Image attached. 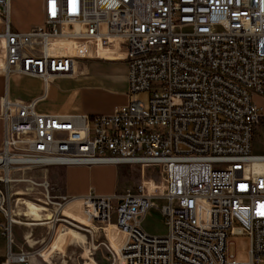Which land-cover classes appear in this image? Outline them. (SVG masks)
Instances as JSON below:
<instances>
[{"label":"built area","instance_id":"2783aa9c","mask_svg":"<svg viewBox=\"0 0 264 264\" xmlns=\"http://www.w3.org/2000/svg\"><path fill=\"white\" fill-rule=\"evenodd\" d=\"M42 9L40 25L18 32L10 0H0V75L38 79L43 88L29 100L0 101L2 264L38 256L14 241L15 227L32 234L45 226L23 216L29 198L46 200L51 224L63 205L81 203L96 227L82 264H93L99 248L109 264H259L264 154L252 142L264 119L253 103L264 99V0H43ZM80 61L124 64L126 95L144 93L147 103L130 99L93 116L50 111L51 85L75 78ZM95 165L155 168L160 179L69 197L46 174L25 175ZM150 210L160 213L164 235L143 229ZM235 236L248 238L246 262L229 251Z\"/></svg>","mask_w":264,"mask_h":264},{"label":"rangeland","instance_id":"374dc122","mask_svg":"<svg viewBox=\"0 0 264 264\" xmlns=\"http://www.w3.org/2000/svg\"><path fill=\"white\" fill-rule=\"evenodd\" d=\"M43 0H10V22L11 27L18 32L27 31L31 25L40 24L43 22ZM1 31V29H0ZM1 58V56H0ZM2 60V59H1ZM122 63H108V62H96V61H87L79 64L78 66V76H80L79 72L83 68V80L88 77V75L96 74L99 77H105L106 80L102 83L88 82L85 80L83 84V90L81 91L83 96V108L85 112L89 115L91 114H108L112 111L114 107L124 106L131 100H140L143 103H147L148 96L144 93L135 94L130 97L126 95L125 85L123 83L125 76V68ZM106 81V84H105ZM107 83L110 86V89L107 88ZM72 85L70 82H61L59 83L60 88H69ZM108 86V87H109ZM112 89V90H111ZM253 103L257 107L262 109L264 114V99L260 97H254ZM252 151L255 154H264V119L257 125L254 132L253 142H252ZM54 170V169H50ZM123 175L127 177V180H122V183H128L129 185L134 184L139 179L145 178H153L155 180L160 179V173L155 168H141L137 165H129L127 170L123 171ZM49 178V177H48ZM50 179V178H49ZM120 176L116 167L112 166H97L87 169L81 173L78 182H82L83 189L90 188L89 192L92 191L93 194L96 193H106L114 189L116 184L120 181ZM52 184L59 186L61 179L60 176L57 175L56 181H51ZM24 186H20L19 190L23 189ZM88 192V193H89ZM36 198H40V196H36ZM42 200V199H40ZM26 202L34 204L31 201V198L26 199ZM40 205V204H36ZM43 206V205H40ZM44 207V206H43ZM46 208V207H44ZM47 213H42L45 216H50V209ZM21 212H25L26 210L21 209ZM65 211L69 213H74V209L69 207L65 209ZM73 211V212H72ZM79 218H82L78 215ZM28 222H30L28 220ZM44 222V221H41ZM48 222V221H47ZM58 222H61V218ZM143 229L151 234V235H164L167 232V228L163 223V219L160 213L157 210H150L146 215L145 219L142 223ZM59 228V227H57ZM96 227H93L95 230ZM27 229L21 227L14 228V239L15 246H19V248L23 250H37L44 245L41 244L42 240L49 241L48 232L49 229L47 226L37 227L33 229L32 232V240L33 242H39L33 249L29 248L25 245L23 236L24 234H28ZM59 231L56 229V234ZM56 237H54L55 240ZM63 238L60 239L61 244ZM89 240V237H87ZM46 241V242H47ZM228 242L231 243L229 251L236 257V260L239 262H246L249 260V241L246 236H235L230 237ZM50 243V242H48ZM59 243V244H60ZM57 246V245H56ZM49 247L46 249L45 253H47ZM44 253V255H45ZM66 255L68 258L66 259L67 264H82L83 263V247L80 245L73 247H65L63 246V251L61 252V256ZM107 253H102L101 257L105 259ZM86 256V254L84 255ZM57 257V256H56ZM47 259V257L45 258ZM35 260L38 264H44L38 257H35ZM58 260V259H56ZM62 260L57 261V264H61ZM259 264H264V257L261 259Z\"/></svg>","mask_w":264,"mask_h":264},{"label":"crops","instance_id":"0c3cea01","mask_svg":"<svg viewBox=\"0 0 264 264\" xmlns=\"http://www.w3.org/2000/svg\"><path fill=\"white\" fill-rule=\"evenodd\" d=\"M40 24H34V25H31V27L36 26V25H40ZM27 31H25V32H27ZM80 63L83 64V62L80 61L78 63V66ZM119 65H122L125 68V76H124L123 83H124L125 89H126V67L124 64H119ZM0 67H1V61H0ZM80 71H81V72H79L80 76L77 75L75 78H72L69 80L57 81V82H54L53 85H51V89L49 92V95H50L49 96V103H48L49 104L48 109L50 111H55V112H57V111H59V112L76 111V112L86 113L84 108H83V96L81 93V91L83 90V84H84V82H86L85 80L89 79L88 82H94L95 81V83H102V81L104 82V80H106L107 78L105 79V77H99V75L97 76L96 74H94V75H88V77H86L83 80V68ZM61 82H70V83H72V85L69 88L63 89V88H60L58 86L59 83H61ZM105 84H106V81H105ZM108 86L109 85L107 83L106 89H110V86L109 87ZM42 90H43L42 83L38 79H31V78H27V77L16 78V77L11 76L7 80L4 76L0 75V101H1V98L5 94H7L8 97L12 98V99L29 100V99H32L36 96L41 95ZM87 115H89V114H87ZM93 115H98V114H91L89 116H93ZM2 138H3V123L0 121V148H1V144H2ZM97 166H103V165H97ZM105 166L116 167L118 174L120 176V179H119L120 183L118 182L113 190L106 192V193H104V192L103 193H96V195H112L116 192H124V191H127L129 189L134 188L135 186L140 184L144 179H147V178L143 177V178L139 179L138 181H136L132 185H129L128 183H122L121 184L122 180H124V181L127 180V177H125V175H123V171L127 170V167H129V165H116V166L115 165H105ZM92 167H96V165L92 166ZM92 167H90V168H92ZM87 169H89V168L88 167H82V166H75V167L74 166H68L65 168H55L54 170H49L47 172L39 171V170L26 171L25 175L27 177L36 179L37 181H40L42 176L44 174H46L50 178L49 180L53 181V182L56 181L57 175H59L61 182H60L59 186L55 185L56 186V193L65 194L69 197H78V196H83V195L88 194V192L90 190V188L83 189L82 182H78V179H79L81 173H83V171H86ZM14 176H17V173H15ZM72 208L74 209V213H70V214L75 215L76 218L69 215V214H67V215L70 216L71 218H73L74 220L80 221L83 224L88 225L86 222L79 220V219L83 220V218L78 217V215H80L82 217L80 205H75ZM77 218H79V219H77ZM80 234H82V233H80ZM83 235L87 238L86 234H83ZM14 241H15V239H14ZM75 245L77 246L78 244H75ZM63 246L73 247L74 245L69 246V245H64V243H63L62 247ZM15 247L18 248L19 246L18 247L15 246ZM81 247H83V246H81ZM6 249H7V246H6L5 238L0 233V264H2L4 259H5ZM56 250H57V246H56ZM102 253H107V252L104 248H99L93 254V256L90 257L93 264H109V262L106 260V258L103 259L101 257ZM67 258H68V256H66V255L61 256V252H60V255H57V254L54 255L53 262H54V264H57L56 263L57 261L62 260L61 264H67V262H66ZM39 259L44 264H49L45 261V259H43V258H39ZM56 259H58V260H56ZM31 264H38L36 262L35 258H33L31 260Z\"/></svg>","mask_w":264,"mask_h":264},{"label":"bare ground","instance_id":"6f19581e","mask_svg":"<svg viewBox=\"0 0 264 264\" xmlns=\"http://www.w3.org/2000/svg\"><path fill=\"white\" fill-rule=\"evenodd\" d=\"M45 202L46 200H41V203L43 204V206L46 205ZM25 205H26V209H25L26 213L23 216L26 217V219L29 221H44V222H41L40 225L42 226L45 225L49 229V232H48L49 241L47 240L41 241V244L44 246L36 250L38 254L37 257L43 258V259L47 257L45 261L49 264H54L53 262L54 255L55 254L60 255V252L63 251V247H62L63 243L64 245H69V246L75 245V244L83 246L84 244L88 243L87 238L83 234L87 235L89 232L88 229L89 228L93 229L95 225L90 221V219L84 213L81 203L70 202V203L63 205L60 208L61 217H62L61 222H53L52 224L50 221L51 217L45 216L42 214V213L45 214L48 212V210L44 208L45 206L43 207L40 205L31 204L29 202H25ZM75 205H80L81 215H82L83 220L79 218L77 219L86 222L88 225L83 224L80 221L74 220L73 218L67 215L69 214L76 218L75 215L70 214L69 212L65 211V209H68L69 207H73ZM56 229H58L59 231L58 234H56ZM54 237H56L55 240H54ZM61 238H63L62 244L58 242L60 241ZM25 239H26V242H24L25 245H27L31 249H33L39 243V242H33L32 234L30 232L25 235ZM48 242H50L51 244ZM56 245H57V250H56ZM48 247H49V250L47 253H45Z\"/></svg>","mask_w":264,"mask_h":264}]
</instances>
